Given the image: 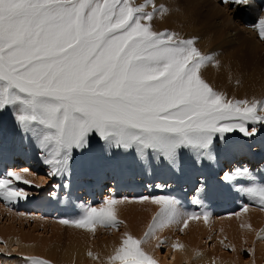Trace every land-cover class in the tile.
Instances as JSON below:
<instances>
[{"label":"snow or ice","instance_id":"obj_1","mask_svg":"<svg viewBox=\"0 0 264 264\" xmlns=\"http://www.w3.org/2000/svg\"><path fill=\"white\" fill-rule=\"evenodd\" d=\"M223 2L240 6L249 0ZM167 12L154 0H0V110L13 108L18 124L37 138L50 176L66 172L72 150L85 147L93 133L109 146L136 147L140 154L151 149L174 162L178 148L210 156L215 134L252 136L256 128L249 131V124L264 125V100L228 99L202 78V68L218 65L195 38L153 29V19ZM254 27L264 40V18ZM30 175L27 168L0 174V199H24L17 184L30 185ZM232 179L225 173V181ZM245 192L264 210V185ZM145 200L159 210L141 238L124 233L109 264H157L143 245L157 240L161 247L158 232L173 225L183 232L189 221L210 219L203 210L181 211L170 198L137 202ZM124 202L108 198L84 207L77 219L58 222L88 232L118 228L117 206ZM171 247L184 246L177 241ZM30 264L47 262L32 258Z\"/></svg>","mask_w":264,"mask_h":264},{"label":"rangeland","instance_id":"obj_2","mask_svg":"<svg viewBox=\"0 0 264 264\" xmlns=\"http://www.w3.org/2000/svg\"><path fill=\"white\" fill-rule=\"evenodd\" d=\"M135 2L139 4L143 3L144 0H135ZM154 2L157 7L164 5L168 9L167 14L163 16L157 15L151 22L155 31L160 32L167 30L177 33L180 37L186 39L195 38L197 41L196 47L203 54L214 56L215 63L218 66L216 67L209 64L208 66L202 68L201 76L215 91L224 93L228 99L233 100H264V40L253 37L254 40L252 39L253 42L251 41L253 44L251 42L247 44L245 42L247 36L239 30L243 27L242 25L240 27V24H242V17L248 16L246 15V6L238 9L236 14L237 18H235V15L232 16V11L234 10V7H237V5H229L228 8L230 9H228L225 5L223 6V4L221 5L220 3L218 8L220 11L224 12L225 15L221 14L220 19L218 20L211 19L214 23H212L214 25L213 26L209 21L208 23L206 19L202 18V16L198 13V10L196 11V13L199 14L198 16L193 14V9L201 6L197 0H192V3H189L186 0H154ZM208 6L211 5L209 4ZM184 7L185 10L188 7V11H185ZM208 9L210 12L211 7L206 8L205 11ZM151 10V8L146 9V11ZM209 12L207 11L205 15L211 14V12ZM195 18L197 22L195 21ZM214 21H217L218 26L221 27L223 26L222 24H226V22H231L232 25L229 27V30H226V28L223 29L224 31L221 30V33L216 25L217 23L215 24ZM256 76H259V79ZM11 115V117L7 116L4 119L5 115L3 114V110H0V148L2 146V137L9 138L8 145H15L19 148V152L14 155L16 156L18 163H20V160H23V162L20 165L14 166L13 171H20L25 168L29 169L32 173L30 177L34 179L35 183L32 187L29 186L26 187V189L24 188V192L32 195L33 197H42L47 195H68L69 197L68 191L71 189L70 195L74 198V204L76 203L75 207L77 209L75 208V210L78 215L77 218L82 215L84 207H99L101 205V201H105L110 198L105 193H102L101 199L96 200L94 199L95 194L92 192L91 195L94 201L91 202L92 198L88 195H90L89 192L93 190V187L95 189L109 188L114 194L115 199L125 201L122 203V205H125L123 211L124 213L122 212V214L118 216V220L122 221L118 228L96 226L95 230L98 228L102 229L101 233L106 234V238H109L117 231L120 232L122 226L125 224V221L126 223L128 222L129 224L136 225L137 228L140 227L142 229L140 236H135L137 239L141 238L146 231L148 224L151 222L152 217L156 213L149 212L148 208L150 205H144L142 204L143 202L141 203L137 201L143 197L152 198L159 196L161 191L157 190L158 187H163L168 190L169 188L177 185L184 187L183 185H188V180L192 179L194 181V191L191 192L192 195H194L195 193L200 192L201 187L203 190L209 188V186L212 185V181L226 183L224 180L225 173H233L234 167L238 163L243 164V162L246 161V165L244 163V166L242 165V167H247L249 173H256L259 169L261 173V170L264 168V155L259 156V144L260 142H264L262 138L264 136V125L249 124V131H251L253 127L256 128V132L252 136H244L239 131L228 132L231 136H226L225 133H217L214 135L209 153L210 155L212 153H216V165L207 164L206 160H208L210 156L204 155L201 151L193 148H178L173 162L165 159L162 155L151 149L145 150L143 154H137L138 152H135L133 148L124 149L118 148L115 145L109 146L106 141L102 140L98 135L93 133L89 135L88 143L85 147L80 149L74 148L75 153L72 152V156L74 157H72L71 161L73 165L71 170V172L73 171L72 174L63 173L57 176H50L49 167L47 165L42 164L40 161H37L38 163H36V161L32 160V158L24 160L21 157V154L26 155L32 153V155H36V157L40 159L42 158L43 153L41 148L37 151L36 149L31 151L32 145H34V143L36 144L35 141L37 138L31 132H26L18 124L16 113H12ZM12 123L15 124V127H13L14 129L12 132L7 133V129ZM226 138L228 140H226ZM37 144L39 143L37 142ZM226 146L230 148L227 152H231V150L232 152L235 151V154L233 153V157H229L225 154ZM223 155H225V157H223ZM227 160H230V163H227L228 165L224 163L227 162ZM79 165H82L85 168L86 173L83 172L77 174L76 170L79 168ZM248 166L252 169L248 168ZM261 166H263V168ZM115 178H119V185L118 182L114 185ZM129 179L130 181L142 180L143 183L145 182V185L141 189L139 188L140 190L138 191L124 188L116 194L118 187L130 185ZM105 181H107V183H104ZM202 182H204V185H202ZM172 190L175 189H171V191ZM183 190H185V188H183ZM149 192L151 194H149ZM166 192L167 190L163 191V194ZM250 202L252 201L250 200L248 205L247 203L245 205L247 206L248 211L258 210L260 213L264 214V210H262L256 202H252L251 205ZM241 204L242 201L239 202L238 207ZM78 205H81V207H78ZM142 205L144 207H142ZM238 207L235 205L233 207L237 211H214V213L210 215V220L212 217L213 221L211 220V222L212 225H214H211V227L205 225V223H203V219L192 220L189 221V223H198V225H202L211 231L210 235H208V233L206 234L207 236H201L200 241V245L203 246L207 252L216 250L217 254H224L228 258L238 257L243 264H249V262L255 258L258 253H260V249H254L255 245L260 243L257 241V234L252 237L253 232L255 230L257 231L259 227H257L256 223L255 225L254 222L246 219L245 217L239 221L238 218L241 216H237V213H242L244 211H242V209L238 210ZM80 208L82 209L81 211ZM14 212L15 210L12 207H6L3 199H0V228L2 230L12 232L18 239H22V241L26 243H35L39 246L43 245L42 242H47L51 245L59 244L61 247L60 250L59 248L56 249L62 252L68 243H72L70 241L74 242V240L77 239V237L74 238L75 235H79V233H75L77 230L68 229V227H75L62 224V226L58 227L54 225V222L56 224H60L58 221L64 219L65 217L59 216V219L58 217H42V219L48 220L46 221V224H42L37 222L38 218L36 217L31 219L28 218V220L24 219V217L11 218V213ZM20 213L22 214V212H15V214ZM31 215L40 216L39 214L33 212L29 213V216ZM117 215H119V213H117ZM227 220H234L236 222L232 224L234 221L228 222ZM219 222L221 223L220 225L218 224ZM244 224L251 225L250 231H248L249 228L241 227V225ZM238 226L239 228H237ZM263 226L264 224H262L261 229ZM243 231L245 232L243 233ZM256 231L254 233H256ZM67 232L69 234L71 233V238L67 237ZM248 232L251 233V237L248 235ZM99 233L100 231H96L97 235ZM245 233L248 235L247 238H245ZM181 234L182 232L180 231V226L173 230L174 237L183 236L187 239L188 236L192 234V229L188 230L186 227L184 229V234ZM197 237L200 236L197 235ZM69 239L72 240L67 242ZM99 239H102V237L99 236ZM61 240L62 242H60ZM221 241H223V243H221ZM154 254L160 258L159 264H173V262L170 263L171 260L164 248V245L158 247L157 250L154 251ZM32 258L34 257H27L20 250V248L7 249L5 247V242L0 240V264H30ZM163 258L164 261H162ZM35 259L45 261L44 258L39 256L35 257ZM47 264L53 263L48 261ZM179 264L185 263L182 262ZM261 264H264V257Z\"/></svg>","mask_w":264,"mask_h":264},{"label":"bare ground","instance_id":"obj_3","mask_svg":"<svg viewBox=\"0 0 264 264\" xmlns=\"http://www.w3.org/2000/svg\"><path fill=\"white\" fill-rule=\"evenodd\" d=\"M186 1H188L189 3L190 2L192 3V0H186ZM197 1L199 2V5H201V6L200 7H196L195 6L196 8H194L195 11L193 9V12H194L193 14L195 16H198L200 14L203 19H206L207 22L209 21L211 24L213 23L211 19H215V20L217 19L218 20V19H220L221 14H224V12L220 11V9L218 8V5L221 3L218 0H197ZM188 2H186V3H188ZM263 3H264V0H249L248 4L234 7V10L232 11V16L235 15V18H237L236 14L238 12V9L243 8L244 6L247 7V14L246 15H248V17L250 18L251 25H250V27L246 28V27H244V25L239 23L240 27H241V25L243 26L242 28L239 27L240 28L239 30L241 32H243L245 34V36H247V39L245 40V42L247 44H249L252 41V39L254 40L253 37H255L256 39H260V37L258 35V32L255 29L254 25L261 18H264V8H263L264 6L261 7V5H264ZM209 4L211 6H208ZM221 5H222V3H221ZM224 5H225V7L228 8L230 4H225L224 3L223 6ZM207 6L209 8L211 7V9H210L211 14L205 15V13L207 11L209 12V9L207 11H205V9L208 8ZM187 9H188V7H187ZM228 9H230V8H228ZM184 10H185V7H184ZM190 10H192V9H190ZM197 10H198L199 14L196 13ZM201 16H200V18H201ZM244 17H246V16L242 17L241 22H242ZM233 20H235V19H233ZM195 21H196V18H195ZM216 23H217V21L215 22V24ZM216 25L218 26V23ZM222 25H223L222 27L218 26L219 32H221V33H222L221 30H223L225 28H226V30H229V27H231L232 23L231 22H226V24H222ZM256 77H258V79H259V76H256ZM222 82H223V79H222ZM12 113H16L13 108L9 107L7 109H4L3 110V114L5 115L4 119L7 116L11 117ZM13 123L9 125V127L7 129V133L12 132V130L14 129L13 127H15V124H13ZM225 135L226 136H228V135L231 136L228 133H225ZM262 138H263V141H264V136ZM8 140H9L8 137H2V146L0 148V161H5L7 164L14 163V161H15L17 163L16 165H18V164L20 165V163L17 162L16 156L14 155L17 152H19V148L17 146H15V145H8ZM226 140H228V139L226 138ZM35 142H36V144L34 143V145H32V150L31 151H33L35 149H36V151L38 149L40 150L39 144H37L38 140H36ZM259 145H260L259 146V148H260L259 149L260 150L259 156L260 155H264V142H260ZM132 148L134 149L135 152H138L136 147H132ZM231 149H232V147H231ZM225 150H226V152H225L226 155H228L229 157H233L234 156L235 151L232 152V150H231V152H227V151L230 150V148L228 146H226ZM72 152L75 153V149H73ZM137 154H140V153L138 152ZM21 157L24 160H28L29 158H32V160L36 161V163H38L37 161H40V162H42V164H44L42 158L38 159L36 157V155L34 156V155H32V153L31 154H26V155H22L21 154ZM72 157H74V156H72V153H71V158H70L69 163H68V169H67L66 172H64L65 174H72V172H73V171L71 172L72 166H73L72 163H71ZM223 157H225V155H223ZM206 163L207 164L216 165V163H217L216 153H212L210 155V157L208 158V160H206ZM224 163L225 164L230 163V160H227V162H224ZM224 163H223V165L225 166ZM244 163L246 165V161L243 162V164ZM243 164L242 163L241 164L240 163L236 164V166L234 167L233 173L232 172L229 173V175H232L234 177V179H232L231 181H226V183L213 182L212 181V185H210L209 188L203 190L202 187H201V190L199 189L200 192H198L196 194V196H193L191 198V201L194 202L196 200H199L200 203H201L203 196H206L208 198V200H209V205H210L209 211H206L207 213H209V215L213 214L214 211L217 212L219 210L220 203L222 202L223 199L226 201L227 207H229V209L232 208L231 211H237L233 207H234V205L238 207L240 201H242V204L238 207V210L241 209V208H244L245 205H246V202L248 200H251L252 202H256L249 195L246 194L245 189H247L249 187H252V186L264 185V168H263V166H261L263 169L260 167L262 169L261 173H260V169L256 173L255 172L254 173L253 172L252 173L251 172L250 173L249 172H247V173H242V172L237 173L238 169H244L242 167ZM248 168H251V167L248 166ZM134 170H137V169H134ZM74 171H75V169H74ZM76 171H77V174L83 173V172H85V168L82 165H79V168ZM250 174H251V176L254 179L250 176ZM27 178L31 181L30 185H26V184H22V183H18L17 184V187H19V188L21 187V189L23 191L26 189V187H29V186L32 187V185H35L34 179H32L30 176H28ZM118 180H119V178H115L114 179V185L117 184ZM104 183H107V181H105ZM119 184H120V182H118V185ZM143 184L144 183L142 181L131 180L130 181V185H128V186L123 185L122 187H118V191H121L124 188H126V189L132 188L134 190H139V188H141L143 186ZM193 184H194V181L192 179H189L188 180V185H185L184 187H182L180 185H177V186L169 188V190L168 189H164L163 187H161V188L158 187L157 190L161 191V194L159 196L170 198L169 196H172L173 191H174V190L171 191V189L180 188V189L183 190V188H185L184 191L186 193H188V192L192 193L190 190L194 187ZM202 185H204V182H202ZM96 189L99 192L101 188H96ZM70 190L68 191L69 197H68V195L67 196H65V195L64 196L53 195V196L33 197L32 195L27 194V196L24 199H18V200L14 201V202H11V203H6L4 200H3V202L6 205V207L7 206L8 207H12L13 209L15 207L19 206V205H22V204H34L37 207V211H41V212H42V210L52 211L53 212V216L52 217H58V219H59V216H62V217H66V218L70 217L69 218L70 220L71 219H77L76 216H75V214H76L75 213L76 212L75 204L76 203L74 204V202H73L74 198H72V196L70 195L71 194ZM166 190H167L168 196H167V194H166V196H165V194H163V191H166ZM193 191H194V189H193ZM89 193L91 194V192H89ZM116 194H117V192H116ZM74 196H75V194H74ZM159 196H157V197H159ZM218 197H219V199H218ZM103 202L104 201H101L100 203L102 204ZM252 202H250V205L252 204ZM39 204H42V205H39ZM142 204L150 205L149 208H148L149 212L157 213V211L159 210L157 205L150 203L148 200H145ZM137 206H139V205H137ZM78 207H81V205L80 206L78 205ZM142 207H144V206L142 205ZM117 208H118V213H119L118 216H120L122 214V212L124 211L125 205L120 204V205L117 206ZM81 210L82 209L80 208V211ZM249 210H250V208H249ZM181 211H183V210H181ZM183 212L187 213V212H190V211H183ZM239 212H241V211H239ZM11 215H12L11 218L24 217V219H27V220H28V218L31 219V218H35L36 217L39 220V221L37 220V222H40L42 224H46V221H48L47 219H42L43 215H40L38 217V216H34V215L29 216V214H28V216H27V215H25L23 213L22 214L21 213L20 214H15V212L11 213ZM141 216H142V214H141ZM240 216L241 217L238 218L239 221L242 218L245 217L246 219H249L252 222H254V224L256 223L257 227H259V229L257 231L255 230L256 233H254L255 231L253 232L252 237H254V235H256L257 232L258 233L260 232L261 234H264V226L261 229L262 224H264V214L260 213L258 210L257 211H254V210L253 211H248L247 210L246 212L240 213ZM235 217H236V215H235ZM211 220H212V217H211ZM211 220L209 219V222L207 224H205V225L211 227V225H212ZM19 221H21V220H19ZM227 221L231 222V221H234V220H230V221L227 220ZM235 222L236 221L232 222V224H234ZM203 223H205V222H203ZM218 224L220 225L221 223L219 222ZM54 225H56L57 227L58 226H62L61 224H56L55 222H54ZM178 226H180V225H173V226H171L169 228H166L163 231L157 233V236L160 239H163L165 241V243L163 245H164V248L166 249V251H167V253L169 255V258L171 260L170 263L173 262V264H179V263L183 262L185 264H243L238 257L228 258L224 254H217L216 250H214L212 252H207V250L203 246L200 245V241H201V236L206 235L208 233H209L208 235H210L211 231L206 229L204 226L198 225V223H191V224L189 223V227H187V229L188 230L192 229V234L189 235L187 239L184 238L183 236H181V237L180 236H177V237L175 236L174 237L173 230L176 227H178ZM212 226H214V225H212ZM234 226H236V225H234ZM237 228H239V226ZM237 228H236V231H237ZM68 229L77 230L75 233H79V235H75L74 238L77 237V239L74 240V242L70 241L72 239H69L67 242L70 241L72 243H68L66 245V247L64 246L65 249H63L62 252L59 251L60 248H61L59 244H54V245H56V246H54V245H51V244H49L47 242H42L43 245L39 246V245H37L35 243H28V242L26 243V242L22 241V239H18L12 232H8L6 230H2L1 228H0V240L5 242V247L7 249H11V248L19 249L20 248V250L27 257H34L35 258V257L39 256V257L44 258L46 262L49 261L50 263H53V264H109L108 257H110L114 253V250L117 247H119L121 239H122V237H123L125 232L130 233L133 237L140 236V234L142 232L141 231L142 229L140 227L137 228L136 225L129 224L128 222L126 223V221H125V224L122 226L121 231L120 232L117 231L116 233L111 235L109 238H106L107 235L104 234V233H101L102 229H99V228L97 230H95L94 232H88L85 229L71 228V227H68ZM255 229H257V228H255ZM78 230L81 231V232H79ZM96 231H100L101 234L99 233L97 235ZM248 231H250V229ZM244 232L245 231H243V233ZM70 234L68 233L67 237L71 238ZM183 234H184V231L182 232L181 235H183ZM250 234L251 233L248 232V235L251 237ZM197 235H199L200 237H197ZM248 235L246 234L245 238H247ZM99 236H101L102 239H99ZM240 236H239V238H240ZM243 237H241V238H243ZM177 241L180 244H182L184 247H183V249H181L179 251H173L171 245L174 242H177ZM257 241L260 242V243L257 242L258 244L255 245L254 249L255 248L256 249L257 248L260 249V253H258V255H256L255 258H253L249 262V264H261V262L263 260V257H264V238H258ZM60 242H62V240ZM238 243H240V242H238ZM69 244H70L71 247L69 246ZM156 244H157V240H150L147 244H145L143 246V248H144L145 251L149 252L153 256V258L157 261V264H159L160 258L154 254V251L157 250V248H158V247H156ZM233 247H234V245H233ZM56 248L57 249L59 248V250H57ZM89 252H91L93 254V256L96 257V258L94 259V258L90 257L88 255ZM238 252H239V250H238ZM256 253H257V251H256ZM162 261H164V258H163Z\"/></svg>","mask_w":264,"mask_h":264}]
</instances>
